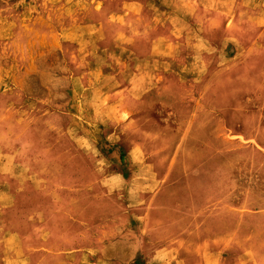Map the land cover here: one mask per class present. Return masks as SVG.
I'll return each instance as SVG.
<instances>
[{"label": "rangeland", "instance_id": "374dc122", "mask_svg": "<svg viewBox=\"0 0 264 264\" xmlns=\"http://www.w3.org/2000/svg\"><path fill=\"white\" fill-rule=\"evenodd\" d=\"M0 264H264V0H0Z\"/></svg>", "mask_w": 264, "mask_h": 264}]
</instances>
